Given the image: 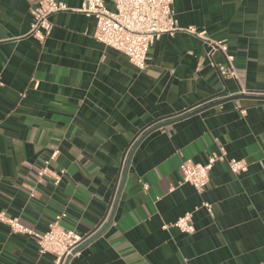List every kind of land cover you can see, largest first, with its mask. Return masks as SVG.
Here are the masks:
<instances>
[{
	"label": "crops",
	"instance_id": "crops-1",
	"mask_svg": "<svg viewBox=\"0 0 264 264\" xmlns=\"http://www.w3.org/2000/svg\"><path fill=\"white\" fill-rule=\"evenodd\" d=\"M35 3L0 0V212L40 234L64 213L61 226L82 238L112 216L68 264H264V100L212 105L264 96V0L173 1L179 27L225 44L235 78L218 70L225 54L184 32L162 36L139 70L80 12L51 16L40 42L29 35ZM173 120L127 165L145 127ZM214 154L247 171L216 163L201 192L182 183V161ZM186 214L192 234L171 226ZM0 264L55 263L0 223Z\"/></svg>",
	"mask_w": 264,
	"mask_h": 264
},
{
	"label": "built area",
	"instance_id": "built-area-1",
	"mask_svg": "<svg viewBox=\"0 0 264 264\" xmlns=\"http://www.w3.org/2000/svg\"><path fill=\"white\" fill-rule=\"evenodd\" d=\"M174 0H111L107 6L104 0H82L78 10H71L61 0H36L31 9V24L29 35L42 42L52 30L51 16L60 12H80L95 19L93 38L116 52L123 54L128 62L139 70L146 66V57L151 47L164 35L173 36L177 32L192 34L204 42L210 51L226 52L222 42H215L207 38L204 32H198L193 27H179L173 13ZM226 56L227 66H219L221 75L234 77L231 66L232 57ZM244 112V111H242ZM58 152H53L50 160H54ZM226 163L228 170L234 175L247 171V163L242 160L227 159L224 154H214L207 158L204 164H195L190 160L180 163L179 171L182 183L201 192L209 181V172L216 163ZM48 165V162H45ZM46 167L38 175L44 176ZM59 176L54 178V185L59 184ZM145 188V187H144ZM208 214L211 213L209 204H203ZM65 214L56 215L44 233H36L20 224L16 218H8L0 212V223L9 226L12 233L24 234L34 238L38 252L54 257L55 264H64L73 255L84 239L72 230L61 226L60 222ZM171 226L185 234H192L194 227L191 217L186 214L178 218ZM168 227V226H166Z\"/></svg>",
	"mask_w": 264,
	"mask_h": 264
},
{
	"label": "water",
	"instance_id": "water-1",
	"mask_svg": "<svg viewBox=\"0 0 264 264\" xmlns=\"http://www.w3.org/2000/svg\"><path fill=\"white\" fill-rule=\"evenodd\" d=\"M242 98H250V99H255V100H264V96H254V97H246V96H244V95H241V94H239V95H235V96H232V97H229V98H227V99H225V100H222V101H218V102H216V103H214V104H212V105H214V106H216V105H219V104H222V103H224V102H226V101H234V100H239V99H242ZM204 109H206V108H201V109H198V110H196V111H194V112H191V113H189V114H186L185 116H183V117H189V116H191V115H195V114H197V113H199V112H201V111H203ZM174 121H177V120H173V121H170V122H162V123H158V124H154V123H152V124H150V125H148L147 127H145L135 138H134V141H135V139H137V142L134 144V146H133V148H132V150H131V152H130V155H129V158H128V161H127V165H128V163H129V161H130V158H131V155H132V153H133V151H134V149L137 147V145L143 140V138L144 137H146L148 134H150L151 132H153V131H155V130H157V129H160V128H162V127H164V126H166L167 124H169V123H172V122H174ZM155 123H157V122H155ZM141 135V136H140ZM111 220H112V216L110 217V219L107 221V223H106V225L102 228V229H100V230H97V228L96 229H94L89 235H87L86 237H84L83 239L85 240L86 239V241L84 242V243H82L80 246H78V248L73 252V255L76 253V252H78L84 245H86V243H89L90 241H92L93 239H95L96 237H98V236H100L105 230H106V228L111 224ZM71 259V256H69L66 260H65V262H64V264H68V262H69V260Z\"/></svg>",
	"mask_w": 264,
	"mask_h": 264
}]
</instances>
